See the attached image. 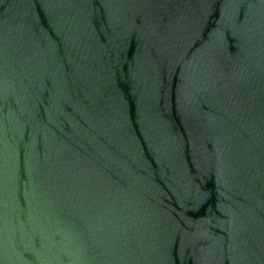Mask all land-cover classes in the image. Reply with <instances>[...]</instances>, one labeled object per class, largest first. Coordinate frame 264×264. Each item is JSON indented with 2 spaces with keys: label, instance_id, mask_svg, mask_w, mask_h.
Listing matches in <instances>:
<instances>
[{
  "label": "water",
  "instance_id": "water-1",
  "mask_svg": "<svg viewBox=\"0 0 264 264\" xmlns=\"http://www.w3.org/2000/svg\"><path fill=\"white\" fill-rule=\"evenodd\" d=\"M0 264H264V0H0Z\"/></svg>",
  "mask_w": 264,
  "mask_h": 264
}]
</instances>
